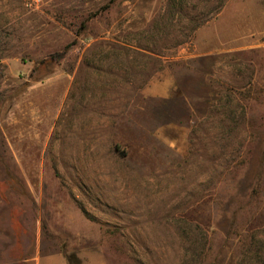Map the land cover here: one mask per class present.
<instances>
[{"label": "rangeland", "instance_id": "rangeland-1", "mask_svg": "<svg viewBox=\"0 0 264 264\" xmlns=\"http://www.w3.org/2000/svg\"><path fill=\"white\" fill-rule=\"evenodd\" d=\"M55 255L264 264V0H0V264Z\"/></svg>", "mask_w": 264, "mask_h": 264}, {"label": "crops", "instance_id": "crops-1", "mask_svg": "<svg viewBox=\"0 0 264 264\" xmlns=\"http://www.w3.org/2000/svg\"><path fill=\"white\" fill-rule=\"evenodd\" d=\"M178 84L174 73L169 68L158 72L149 84L145 87L143 94L145 97L154 101H169L174 97ZM37 264H63L62 256L55 255L46 259L43 263L41 260Z\"/></svg>", "mask_w": 264, "mask_h": 264}, {"label": "trees", "instance_id": "trees-1", "mask_svg": "<svg viewBox=\"0 0 264 264\" xmlns=\"http://www.w3.org/2000/svg\"><path fill=\"white\" fill-rule=\"evenodd\" d=\"M174 2H175V0H174ZM203 24H204V22L201 23V25H203ZM201 25H197L196 27L201 26ZM135 50L137 51L138 56H151L152 55V56H157L158 58L160 57V55L158 53L154 52L152 49H149V48H136ZM244 260L246 261L247 259H244ZM244 260H242L240 262V264H245Z\"/></svg>", "mask_w": 264, "mask_h": 264}]
</instances>
